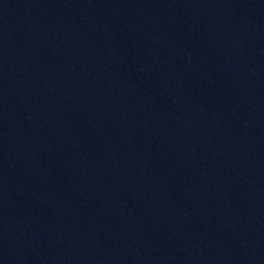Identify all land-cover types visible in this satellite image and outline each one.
Returning <instances> with one entry per match:
<instances>
[{
  "label": "water",
  "instance_id": "obj_1",
  "mask_svg": "<svg viewBox=\"0 0 264 264\" xmlns=\"http://www.w3.org/2000/svg\"><path fill=\"white\" fill-rule=\"evenodd\" d=\"M0 264H264V0H0Z\"/></svg>",
  "mask_w": 264,
  "mask_h": 264
}]
</instances>
